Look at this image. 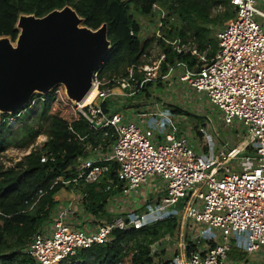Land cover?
Instances as JSON below:
<instances>
[{
    "label": "built area",
    "instance_id": "obj_1",
    "mask_svg": "<svg viewBox=\"0 0 264 264\" xmlns=\"http://www.w3.org/2000/svg\"><path fill=\"white\" fill-rule=\"evenodd\" d=\"M231 3L236 17L216 30L219 50L212 59L191 39H166V13L154 4L156 24L150 31L155 45L143 55L142 64L128 67L124 76L113 81L104 82L100 70L94 74L95 99L87 105L77 103L74 109L94 130L113 129L116 141L107 152L99 145L95 157L79 159L73 183H99L109 172L107 164L115 162L118 182L110 181L106 190L121 188V192L112 199L139 197L141 188L150 187L151 192L158 182L163 184L165 196L157 203L146 201L143 212L127 217L108 211L113 216L110 223H97L92 216L82 222L77 217L78 201L63 204L27 247V254L37 264H61L81 250L106 244L115 231L139 230L170 218L180 219L183 237L189 224L192 232L209 230L213 236L211 240L193 237L173 264H257L253 255L264 252V0ZM145 32L142 28L139 36ZM161 41L179 55L196 58L195 65L167 63L168 70L163 72L167 54ZM177 70L181 72L179 82L216 108L225 127L243 129L244 138L239 141L237 134L235 139L238 145L223 142L216 152L209 136L208 151L196 150L190 141L192 130L186 127L189 113L184 109L175 113L164 102L142 114L115 113L114 104L105 111V102L116 99L115 90L121 91L119 98L132 99L143 94L149 83L167 82ZM154 132L161 144L150 139ZM199 132L207 138L205 129ZM155 191L160 196V190ZM234 250L249 256L234 260L230 256Z\"/></svg>",
    "mask_w": 264,
    "mask_h": 264
},
{
    "label": "trees",
    "instance_id": "obj_2",
    "mask_svg": "<svg viewBox=\"0 0 264 264\" xmlns=\"http://www.w3.org/2000/svg\"><path fill=\"white\" fill-rule=\"evenodd\" d=\"M154 4L166 13L165 38L191 39L200 51L207 52L209 59L219 50L213 28L236 17L231 0H0V37H9L15 42L19 36L17 23L23 14L43 18L70 6L84 19V26L98 30L107 25L111 50L100 70V77L111 79L124 76L128 67L142 64L143 55L154 44V36H139L142 25L137 20L140 16L154 19ZM214 11L219 15L214 16ZM161 46L167 54L163 72L168 70L167 63L195 65L196 58L191 55H179L162 41ZM153 85L149 83L142 93L149 96ZM38 101L41 109L36 115V123L26 120L14 130L10 119L23 110L13 115H0V157L11 148L22 150L34 146L43 134L42 122L46 121L48 125V139L42 149H33L14 167L0 165V264H37L27 254V247L32 238L54 219L57 209L62 206V191L77 193L82 213L87 218L94 217L97 223L113 221L107 206L121 192V188L106 190L110 181L118 182L115 162L107 164L109 172L99 183H73L78 176L79 159L95 157L99 145H103L104 152H107L115 143L113 129L94 130L75 111L62 86L40 96ZM110 104L112 101L105 102V111ZM171 108L175 113L182 112L180 108ZM119 110L116 105L115 113ZM44 157L46 162L42 161ZM77 217L81 218V215L78 213ZM179 226V218H170L139 230H118L112 233L106 244L81 250L61 264H173L174 259L157 260L158 255L152 252V247L166 237H174ZM230 256L234 260L245 257L235 250Z\"/></svg>",
    "mask_w": 264,
    "mask_h": 264
},
{
    "label": "water",
    "instance_id": "obj_3",
    "mask_svg": "<svg viewBox=\"0 0 264 264\" xmlns=\"http://www.w3.org/2000/svg\"><path fill=\"white\" fill-rule=\"evenodd\" d=\"M18 21L16 49L11 38L0 37V114H17L35 94L58 86L73 107L83 102L111 50L107 25L81 28L84 19L70 6L43 18L23 14Z\"/></svg>",
    "mask_w": 264,
    "mask_h": 264
},
{
    "label": "rangeland",
    "instance_id": "obj_4",
    "mask_svg": "<svg viewBox=\"0 0 264 264\" xmlns=\"http://www.w3.org/2000/svg\"><path fill=\"white\" fill-rule=\"evenodd\" d=\"M262 8L264 7L262 6ZM216 15H219L218 11H214V16ZM137 20L141 23L142 28L148 31L144 33L142 38L147 37V36H154L150 30H151V27H154V25L156 24V19H150L149 17L140 16V17H137ZM228 22L229 21L224 22L221 25L214 27L213 28L214 35H216L215 30L222 28ZM25 23L26 22H23V24ZM80 27L84 28V24L80 25ZM21 30L22 28L19 29V32H21ZM17 41L18 40H16L15 42L12 40L10 41V45L13 49L17 48ZM154 45H155V42L152 45L151 49L154 48ZM153 55L157 56V52L155 51V49H154ZM180 76H181V72L177 70L173 74L171 79L168 80L167 82H162L160 84L154 83L152 88L149 90L150 91L149 96H147L146 93H143L142 95H139L138 97H135L132 99L119 98V96L121 97V91L115 90V93L117 96L115 97L116 99H113L114 102L112 100V104L116 103L117 107L120 109L118 111L120 112V114L121 113L127 114V113H130V111L131 113H135L137 111L138 114L146 113L148 110L150 111L151 109L155 108L154 106L159 104L160 102H164L166 104V107L170 106V108H171V105H174L176 106V109L178 108L184 109L186 113H189L187 114L188 116H187L186 127L189 126L192 130V137L190 138V141L192 145L196 148V150L198 151L206 150V152L208 151L207 147L209 148L208 145L211 141L209 136H211L212 141L215 142L216 152L222 149L223 142H230V143L235 144V146L238 145L240 142H236L235 139L237 138L236 137L237 134L239 135V141H241L244 138L245 132L243 131V129L237 126L232 127V128L225 127L223 122L221 121L222 114L216 108H214L209 102H207V100L197 96L193 92H190L191 90L189 91L188 87H186L185 85H182L179 82ZM118 77L119 76H113L111 79H109L108 77H105L103 81L104 82H108L109 80L113 81L112 79H116ZM175 86L176 87L178 86V89L175 90L174 88ZM62 88L64 90V93L66 94L65 87L62 86ZM40 96L44 97L46 95H43L41 93L35 94L30 105L27 106V109L23 110L24 112L22 114V118H19V116L16 115V117H12L10 119L11 123H13L14 130H16L22 124H24L26 120H29L30 122H33V123L37 122L36 115L39 113L41 109L40 101H38L37 99H40ZM35 99L37 101L33 103ZM183 113L185 114V112ZM0 115H3V114H0ZM6 115H10V114H6ZM42 125H43V130H42L43 134L40 135V137L36 140V143L34 145L35 149H38V150L42 149L43 144L47 141L46 140L47 138L46 131L48 127L47 122L43 121ZM183 126L184 125H182V127ZM201 128L207 131V134H208L207 138L205 134H204L205 136H203L199 132V129ZM149 137L150 139L155 140V142L159 144L162 143L160 142V138L157 132H154L152 135H149ZM30 149L31 147L29 149H22V150L17 149V148L9 149L7 152H5L0 157V165H3L5 168L16 166V164L22 161V159L27 154L26 152L29 151ZM149 188L150 187L141 188L139 197H133V198L131 197L129 199L122 200V201H119L116 198L111 199L107 206V211H112L115 215L118 214L119 216H122V217H127V215L131 213L143 212V207H144L143 205L146 203V201L151 202V203H157L160 201L159 197L165 196L164 187L161 182L160 183L158 182L155 187L152 186L151 192ZM156 188H158V191L160 190V196H159V193L155 191ZM153 190L155 192H153ZM60 200H61L60 201L61 204L62 205L65 204L66 206L72 203L73 200H76V202L78 201L80 208H81L79 215H81L82 219L87 218V216L84 213H82L83 207L80 203V199L78 200L77 193L74 194V193H68L67 191H62L60 194ZM187 227H189V229ZM187 227L184 230V237L181 236L180 231H178V233H176L174 237H166L164 240L156 243L152 247V252L158 255L156 256L157 260L174 259L176 255L184 251L185 245H188L189 241L193 237L195 238L198 235H200V238L203 240L204 239L211 240L213 238L209 230L207 231L196 230V228H194V230H196L194 231L195 232L194 233L191 230L190 224ZM245 256L248 257L249 255H245ZM255 256H257V259H255L257 264H264V252H259L257 254H254L253 257ZM260 258H262V260H260Z\"/></svg>",
    "mask_w": 264,
    "mask_h": 264
},
{
    "label": "bare ground",
    "instance_id": "obj_5",
    "mask_svg": "<svg viewBox=\"0 0 264 264\" xmlns=\"http://www.w3.org/2000/svg\"><path fill=\"white\" fill-rule=\"evenodd\" d=\"M96 97V90L95 89H92L88 94L87 96L84 98L82 105H87L89 103H91Z\"/></svg>",
    "mask_w": 264,
    "mask_h": 264
},
{
    "label": "crops",
    "instance_id": "obj_6",
    "mask_svg": "<svg viewBox=\"0 0 264 264\" xmlns=\"http://www.w3.org/2000/svg\"><path fill=\"white\" fill-rule=\"evenodd\" d=\"M88 217H89V216H88ZM80 220H81L82 222H85V220H89V218H84V219L80 218Z\"/></svg>",
    "mask_w": 264,
    "mask_h": 264
}]
</instances>
